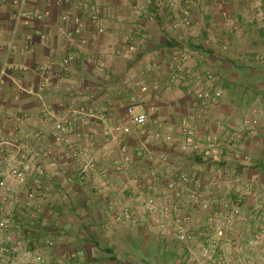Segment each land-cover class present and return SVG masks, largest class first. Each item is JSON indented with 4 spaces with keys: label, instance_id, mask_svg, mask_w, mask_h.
Instances as JSON below:
<instances>
[{
    "label": "crops",
    "instance_id": "crops-1",
    "mask_svg": "<svg viewBox=\"0 0 264 264\" xmlns=\"http://www.w3.org/2000/svg\"><path fill=\"white\" fill-rule=\"evenodd\" d=\"M95 1L102 31L83 15L85 46H79L76 34L70 38L62 30L72 28L71 22L65 24L60 19L67 6L49 0L48 14L20 24L9 50L14 8L12 0L0 4V65L7 62L0 94V132L24 147H58L51 138L53 124L58 119L71 120L78 106L104 109L116 122L126 106L135 104L147 113L148 120L142 128L132 126L131 134L123 139L131 150L126 176H145L155 156L166 152L175 167L195 169L199 178H208L213 165L197 166L196 157L181 152L171 141H151L146 147L140 143L155 129L178 136L180 119L185 116L199 134L206 130L217 133L232 163L238 162L241 153L251 155L255 163L243 168V176L264 186V0ZM45 5L42 0H28L26 7L33 10ZM183 7L188 8L189 25L181 22ZM177 52L186 58L180 69L171 70L169 64ZM67 53L74 55L69 72L55 84L43 69H57ZM206 73L212 75L210 80L203 78ZM204 83L221 92L206 108L192 92ZM245 117H256L258 125L244 128ZM105 128L97 118L83 125L98 143L106 144L104 155L97 145L92 148L100 166L122 157V139L106 135ZM69 137L73 142H86L75 132ZM62 165L65 172L75 173L73 161ZM38 166L43 169L41 178L48 191L44 202L55 211L50 228L55 224L59 232L57 246L49 253L54 264H59L62 252L74 248L83 249L89 262L125 264L121 258L136 252L126 249L127 242L130 247L140 243L142 251L137 253L157 251V255L183 264L165 250L142 216L133 227L106 216L104 209L109 203L113 204L111 213L118 215L122 199L129 193L100 195L80 183H66L45 157L34 163V174ZM108 177L119 184L120 177L113 169ZM132 203L135 209L138 204ZM250 264H264V260L255 257Z\"/></svg>",
    "mask_w": 264,
    "mask_h": 264
},
{
    "label": "built area",
    "instance_id": "built-area-1",
    "mask_svg": "<svg viewBox=\"0 0 264 264\" xmlns=\"http://www.w3.org/2000/svg\"><path fill=\"white\" fill-rule=\"evenodd\" d=\"M27 1L12 0L14 9L7 39L8 50L20 24L49 12V0H42L46 3L44 8L33 10L26 7ZM2 2L0 0V4ZM57 2L67 6L60 15L61 21L72 23V28L67 31L64 27L63 32L70 38L76 34L80 47L87 42L82 35L83 15L97 25L99 32L102 31L95 0ZM165 2L175 4L179 0ZM181 14L182 24L189 25L188 8H181ZM26 39L28 43L31 41L30 36ZM185 58L186 54L177 52L169 68L180 69ZM73 59V53H67L60 59L57 69L46 67L43 70L51 75L55 84H59L68 74ZM6 69L7 62L4 61L0 65V94ZM211 77L210 73L203 76L207 80ZM192 92L204 108L221 94L205 83L193 88ZM91 118L105 123L106 135L122 139L119 147L121 159L106 166L99 165L92 148L97 145L104 155L107 147L104 142L98 143L90 131L83 129ZM147 120V113L139 111L135 104L126 106L123 117L116 122L110 120L104 109L98 111L80 105L71 120L58 119L54 122L51 138L58 147L43 144L24 147L0 132V264H54L49 253L57 246L59 232L55 224L50 228L55 211L50 203L44 202L48 191L41 178L43 169L38 166L36 174L33 173V165L40 157L47 158L49 165L63 175L66 183H80L100 195L129 193L127 199H122L120 213L113 215V204L109 203L104 209L106 216L111 217L112 222L119 221L132 227L142 216L152 226L156 238L163 242L165 250L183 264H223V261L226 264H250L255 257L264 260V186L243 176V168L254 165L253 157L241 153L238 162L232 163L217 133L206 130L199 134L190 119L184 116L180 119L178 136L155 129L146 133L140 143L146 147L151 141H171L181 152L200 158L197 166L213 165L208 178H199L195 169L175 167L166 152L155 156L154 164L145 176H126L131 150L123 139L131 134L132 126L142 128ZM17 121L22 123L21 118ZM242 125L253 129L258 125V119L245 117ZM70 132L85 137L86 142H73ZM69 160L75 166L74 174L65 172L62 167V163ZM109 169L120 177L118 185L108 177ZM19 189L23 190L22 195ZM132 201L138 204L135 209ZM53 231L55 234H52ZM59 264L96 262L87 261L83 249L74 248L60 254Z\"/></svg>",
    "mask_w": 264,
    "mask_h": 264
},
{
    "label": "rangeland",
    "instance_id": "rangeland-1",
    "mask_svg": "<svg viewBox=\"0 0 264 264\" xmlns=\"http://www.w3.org/2000/svg\"><path fill=\"white\" fill-rule=\"evenodd\" d=\"M140 244V243H139ZM135 243V245H132L130 247V243L127 242V250L133 249V251H136L133 255L131 256H124L121 258V261H125V264H175V259L170 258V257H164L160 256L159 254L157 255V251L154 253L150 254H144V253H137V251L142 249L140 248V245ZM154 248V247H153ZM157 249V248H156Z\"/></svg>",
    "mask_w": 264,
    "mask_h": 264
},
{
    "label": "trees",
    "instance_id": "trees-1",
    "mask_svg": "<svg viewBox=\"0 0 264 264\" xmlns=\"http://www.w3.org/2000/svg\"><path fill=\"white\" fill-rule=\"evenodd\" d=\"M195 160H197V162H201V159L200 158H198V157H196V159Z\"/></svg>",
    "mask_w": 264,
    "mask_h": 264
}]
</instances>
